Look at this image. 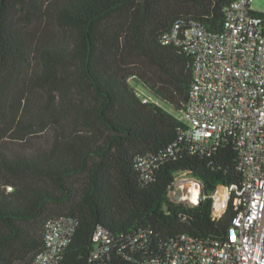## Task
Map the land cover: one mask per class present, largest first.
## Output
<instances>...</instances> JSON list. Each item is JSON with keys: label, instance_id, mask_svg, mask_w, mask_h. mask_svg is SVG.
<instances>
[{"label": "trees", "instance_id": "trees-1", "mask_svg": "<svg viewBox=\"0 0 264 264\" xmlns=\"http://www.w3.org/2000/svg\"><path fill=\"white\" fill-rule=\"evenodd\" d=\"M234 1L0 0V264H32L57 216L76 222L59 264H147L181 235L226 236L235 213L229 203L214 218L211 194L241 185L237 147L222 138L193 152L168 110L188 100L193 58L161 38L175 23L222 31ZM86 89L92 101H70ZM37 124L47 150L9 155L4 141L25 142ZM180 184L200 202L175 203ZM97 229L111 240L94 259Z\"/></svg>", "mask_w": 264, "mask_h": 264}, {"label": "built area", "instance_id": "built-area-1", "mask_svg": "<svg viewBox=\"0 0 264 264\" xmlns=\"http://www.w3.org/2000/svg\"><path fill=\"white\" fill-rule=\"evenodd\" d=\"M251 2H232L225 9L222 31L209 32L199 22L186 29L175 23L162 35L164 45L182 47L193 58V82L177 116L187 127L193 152L208 154L222 138L232 139L242 182L236 189L211 194L214 218L229 203L235 213L224 238L181 235L170 241L162 257L147 264H264V17L252 14ZM138 163L142 172L149 171L141 159ZM75 228L68 216L47 219L44 249L32 264H59ZM93 240L97 246L92 257L99 259L111 239L97 229Z\"/></svg>", "mask_w": 264, "mask_h": 264}, {"label": "rangeland", "instance_id": "rangeland-1", "mask_svg": "<svg viewBox=\"0 0 264 264\" xmlns=\"http://www.w3.org/2000/svg\"><path fill=\"white\" fill-rule=\"evenodd\" d=\"M251 10L256 13H264V0H252L251 2ZM133 84V82L131 81ZM134 85V84H133ZM33 89V88H32ZM135 89L138 90L142 95L146 94L144 90L139 88L138 86H135ZM33 93V98L39 103L43 101L45 98V95L40 92L37 89L32 90ZM70 96V101L71 99H74V101H78L79 103H88L89 101L93 100L92 93L86 89L85 93L83 96H75L73 92L68 94ZM72 96V98H71ZM168 110L173 113L175 116H179V113L173 112V110L169 109ZM44 114L43 112H41ZM34 115V114H33ZM51 140V132L50 130L45 126L41 124H37L34 127V131L31 133L29 138L25 142H14L10 141L9 139H6L4 141L5 145V150L8 152L9 155L11 154H17V153H22V154H27V155H35L38 153H42L47 148L49 147V143ZM184 194L186 195V192L184 191ZM190 197V195H189ZM186 197L183 202L189 204V205H196V202H193L191 197Z\"/></svg>", "mask_w": 264, "mask_h": 264}, {"label": "water", "instance_id": "water-1", "mask_svg": "<svg viewBox=\"0 0 264 264\" xmlns=\"http://www.w3.org/2000/svg\"><path fill=\"white\" fill-rule=\"evenodd\" d=\"M171 197H172V200L175 203H180V202L184 201V199L187 196L184 194V189H183V185L182 184L174 187V189L172 191V194H171ZM197 202H200V198L199 197H198V201Z\"/></svg>", "mask_w": 264, "mask_h": 264}, {"label": "bare ground", "instance_id": "bare-ground-1", "mask_svg": "<svg viewBox=\"0 0 264 264\" xmlns=\"http://www.w3.org/2000/svg\"><path fill=\"white\" fill-rule=\"evenodd\" d=\"M185 185H186V184H183V189H184V191L186 192V196L189 197V195H190V197H191V199H192L193 202L198 201L197 199H198V196H199V194H200L199 191H198V194H197V193H194V192H192V191H190V190H188V189H185V188H184ZM190 197H189V198H190Z\"/></svg>", "mask_w": 264, "mask_h": 264}]
</instances>
